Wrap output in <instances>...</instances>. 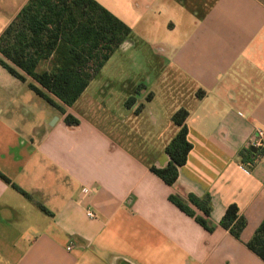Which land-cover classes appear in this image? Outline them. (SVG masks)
<instances>
[{
	"label": "crops",
	"instance_id": "obj_1",
	"mask_svg": "<svg viewBox=\"0 0 264 264\" xmlns=\"http://www.w3.org/2000/svg\"><path fill=\"white\" fill-rule=\"evenodd\" d=\"M95 1L132 32L67 108L79 125L0 65V173L32 197L0 177V264H264L247 247L264 149L242 156L264 132V0ZM28 2L0 0V37ZM181 109L193 148L168 186L151 168L169 164ZM170 195L209 197L214 230ZM231 205L239 240L220 226Z\"/></svg>",
	"mask_w": 264,
	"mask_h": 264
},
{
	"label": "trees",
	"instance_id": "obj_2",
	"mask_svg": "<svg viewBox=\"0 0 264 264\" xmlns=\"http://www.w3.org/2000/svg\"><path fill=\"white\" fill-rule=\"evenodd\" d=\"M131 28L95 0H29L11 25L0 37V65L23 83L50 107L64 116L69 126L79 125V120L69 114L89 84L100 73L110 58L131 34ZM204 93L199 91V97ZM134 99L127 101L131 107ZM185 109L176 112L173 123L179 128L167 145L165 152L170 162L164 169L151 168V172L166 185L173 186L180 168L188 161L193 148L188 141ZM253 155L251 150L242 152ZM9 184L11 181L0 173ZM12 187L28 200L31 195L17 185ZM170 202L192 217L209 232L211 205L209 197L203 199L189 195L187 200L170 195ZM39 208L50 214L42 205ZM195 210L203 214L199 216ZM246 220L236 205L227 208L220 226L240 239ZM247 247L264 261V220Z\"/></svg>",
	"mask_w": 264,
	"mask_h": 264
},
{
	"label": "built area",
	"instance_id": "obj_3",
	"mask_svg": "<svg viewBox=\"0 0 264 264\" xmlns=\"http://www.w3.org/2000/svg\"><path fill=\"white\" fill-rule=\"evenodd\" d=\"M255 148L257 150L264 149V132L258 130L257 134L250 140L249 148ZM248 167H252V164L248 163ZM88 217L94 218L95 214L91 211L88 212Z\"/></svg>",
	"mask_w": 264,
	"mask_h": 264
},
{
	"label": "water",
	"instance_id": "obj_4",
	"mask_svg": "<svg viewBox=\"0 0 264 264\" xmlns=\"http://www.w3.org/2000/svg\"><path fill=\"white\" fill-rule=\"evenodd\" d=\"M251 152L254 153V154H256L257 153V149L251 148Z\"/></svg>",
	"mask_w": 264,
	"mask_h": 264
},
{
	"label": "rangeland",
	"instance_id": "obj_5",
	"mask_svg": "<svg viewBox=\"0 0 264 264\" xmlns=\"http://www.w3.org/2000/svg\"><path fill=\"white\" fill-rule=\"evenodd\" d=\"M37 99L40 100V98H38V97H37ZM40 101H41V100H40ZM49 109H51V108L49 107Z\"/></svg>",
	"mask_w": 264,
	"mask_h": 264
}]
</instances>
